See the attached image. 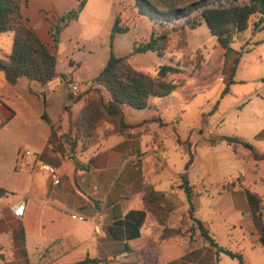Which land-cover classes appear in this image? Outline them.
<instances>
[{
	"label": "crops",
	"instance_id": "0c3cea01",
	"mask_svg": "<svg viewBox=\"0 0 264 264\" xmlns=\"http://www.w3.org/2000/svg\"><path fill=\"white\" fill-rule=\"evenodd\" d=\"M34 82L29 84V96H34ZM17 85H10L5 75H0V133L10 126L19 130L21 123L38 126L32 147L40 161L56 168L59 180L53 182L51 173L38 169L34 159L17 170V149L12 162L0 165V188L7 191L0 197V264H77L86 259L96 260L91 264H221L227 255L209 247L189 219V201L181 179L186 159L171 162L152 131H134L125 137L106 121L99 123L95 138L80 141L74 151H63L59 136L68 131L59 130L51 144L55 123L33 105L31 97L20 93ZM233 113L239 122L246 114L252 120L257 118L244 105ZM224 120L225 114L220 113L217 122ZM218 129L210 133L226 134H218ZM236 130L225 136L241 138L264 155V122L262 128ZM209 137L203 133L207 143ZM211 146L233 150L236 162L249 157L248 152L240 157L244 149L239 145L236 149L227 142ZM253 160L247 174L240 170L223 189L227 184L209 183V169L203 178L193 180L198 185L190 181L191 172L205 162L197 154L188 179L193 193L202 195L194 215L219 246L241 253L247 264H264V252L251 261L246 248H241L246 244L256 249L261 243L264 247V235L254 222L264 207V190L258 191L264 185V159ZM147 189L152 194L149 207L144 203ZM21 201L25 202L24 216L17 218L11 205ZM220 229L228 237L227 244H222L217 234ZM247 231L257 233L260 245Z\"/></svg>",
	"mask_w": 264,
	"mask_h": 264
},
{
	"label": "rangeland",
	"instance_id": "374dc122",
	"mask_svg": "<svg viewBox=\"0 0 264 264\" xmlns=\"http://www.w3.org/2000/svg\"><path fill=\"white\" fill-rule=\"evenodd\" d=\"M27 1L28 6L23 5L24 17L40 34L42 40L54 50L52 30L62 17L77 11L82 0ZM86 1L79 19L72 21L59 37L57 76L47 84L34 82L36 87L34 96H29L31 81L22 78L17 85L18 91L31 97L33 105L40 112H46L56 127L69 131L85 105V99L80 96L90 93L97 87L95 80L106 66L111 52L117 56H127L137 71L151 76H155L162 65L179 66L190 77L187 76V81L174 93L161 98L152 97L145 109L125 106L126 122L136 126L129 130V133L152 131L155 139L163 143L165 153L171 162L175 163H179L182 158L187 162L189 160L186 145L181 146L177 140L190 141L194 160L198 154L205 161L200 162L191 172L190 181L195 185L198 183L193 180H196L197 176L203 178L208 169L209 183L216 186L227 184L223 189L229 187L228 183H232L234 174L240 170L247 174V170L254 165V157L248 148L239 145L244 149L240 157H244L243 153L246 152L249 153V157L236 162L233 150L221 148L215 150L208 139L218 136L210 133L215 127L221 128L218 129V134L224 132L225 135L235 133L236 129H248L250 126L253 129L262 128L264 30L252 33V29H249L240 38H235L230 45L231 48L226 50L217 37L211 34L206 22H202L195 29L187 27L181 34L183 30L181 24L172 23L164 27L155 24V21L139 12L135 0ZM118 16L121 17L120 25H127L129 28L127 32L117 34L112 42V28ZM255 20L256 18H253L252 21ZM155 33L157 36H167L166 40L160 41V52H135L136 42L139 45L145 44ZM12 42V32L0 34V57L10 54ZM237 58L239 62L232 78L233 83H229L231 70ZM0 75L3 76V72H0ZM74 86L77 90H73ZM227 87L228 91L225 93ZM72 95L75 97L72 98ZM242 105L246 106V110L251 109V112L256 114V120H252L247 114L240 117V122L236 120L233 112ZM220 113L225 114V120L221 123L217 122ZM258 117H261V120ZM19 127V130L10 126L1 131L0 165L12 162L16 149L25 147L34 151L32 143L38 126L33 123L29 127L21 123ZM206 132L210 135L206 139L209 143L203 138V133ZM263 190L264 185L258 187L259 192ZM201 198V194L195 195V204L201 201ZM258 213L264 227L263 206ZM254 222L258 226L257 230L259 229L263 235L255 217ZM219 232L217 234L222 244H227L225 242H228V237L225 238L223 229ZM246 235L253 240L256 239V242L259 241L256 232L247 231ZM244 246L247 247L241 248H246L251 261H256L260 258V253L264 252L262 243L261 247L258 246L256 249H251L246 244ZM232 261V258L224 256L221 264H233Z\"/></svg>",
	"mask_w": 264,
	"mask_h": 264
},
{
	"label": "trees",
	"instance_id": "16d2710c",
	"mask_svg": "<svg viewBox=\"0 0 264 264\" xmlns=\"http://www.w3.org/2000/svg\"><path fill=\"white\" fill-rule=\"evenodd\" d=\"M135 2L139 12L155 21V24H161L162 27L172 23L181 24L180 27L183 29L181 34L187 27L195 29L202 22H206L211 34L217 37L226 50L231 48L230 45L235 38H240L250 28L254 31L264 30V0H135ZM24 4L28 5V1L0 0V34L13 33L10 54L0 57V71L4 73L10 85H16L21 78L47 84L57 76L59 37L72 21L79 19L86 0L81 1V6L77 11L62 17L52 30L54 50L42 40L40 34L24 17ZM253 18L256 20L252 21ZM120 23L121 17L118 16L112 28V42L117 34L128 31L129 27L120 25ZM166 39V35L157 36L155 33L145 44L139 45L136 42L134 50L140 53L160 52V41ZM238 62L239 58L236 59L231 70L229 83H233L232 78L235 76ZM187 76L190 77L179 66L168 64L162 65L157 74L151 76L137 71L130 64L127 56H117L111 52L106 66L95 80L97 87L90 93L80 96L85 99V105L75 122L72 123L70 130L59 136L60 149L74 151L80 141L92 140L96 137L98 125L102 121L116 126L119 134L125 137L131 136L129 130L136 126L126 122L125 106L139 110L145 109L149 106L152 97L161 98L174 93L180 85L187 81ZM227 91L228 87L224 92ZM44 117L47 118L46 115ZM59 130V127L52 124V136L49 140L51 144L54 143L53 138L58 136ZM177 141L181 145H186L185 149L189 154L185 172L181 176L182 188L189 201V219L196 224L199 236L209 247L215 248L218 253H224L236 259L239 264H247L241 253L219 246L209 230L195 217V194L188 179L189 170L194 163V154L190 150V141L182 142L180 139ZM208 141L212 145L220 142H227L233 146L242 145L251 151L256 160L264 159V155L258 154L250 143L238 137L220 135L211 137ZM149 190L147 189L144 195V203L147 207L152 204V194ZM6 194L7 191L0 188V197ZM255 221L264 235L260 215L255 216ZM191 230L194 231L193 228ZM91 263H96V260L86 259L77 264Z\"/></svg>",
	"mask_w": 264,
	"mask_h": 264
},
{
	"label": "built area",
	"instance_id": "2783aa9c",
	"mask_svg": "<svg viewBox=\"0 0 264 264\" xmlns=\"http://www.w3.org/2000/svg\"><path fill=\"white\" fill-rule=\"evenodd\" d=\"M73 90H77V87L74 86ZM34 159V161L37 163L38 161V169H46L51 173V177L53 179V182L57 183L59 180V174L55 167L47 165L46 163L40 161V154L26 149L25 147H21L18 151V158L16 161V169L21 170L25 167L29 166V160ZM35 164V163H34ZM11 211L17 218H22L24 216L25 211V202L21 201L15 204L11 205ZM2 218V215L0 213V219Z\"/></svg>",
	"mask_w": 264,
	"mask_h": 264
}]
</instances>
